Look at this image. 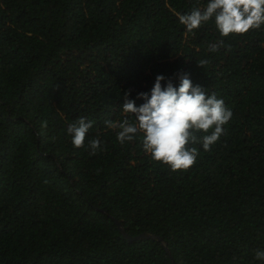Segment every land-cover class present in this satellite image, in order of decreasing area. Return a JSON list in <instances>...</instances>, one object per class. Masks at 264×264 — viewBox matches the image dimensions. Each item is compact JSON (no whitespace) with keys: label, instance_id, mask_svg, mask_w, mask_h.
<instances>
[{"label":"trees","instance_id":"obj_1","mask_svg":"<svg viewBox=\"0 0 264 264\" xmlns=\"http://www.w3.org/2000/svg\"><path fill=\"white\" fill-rule=\"evenodd\" d=\"M204 3L0 0V264H264V26L188 33L177 13ZM183 73L233 116L173 171L106 121ZM80 118L93 128L77 148Z\"/></svg>","mask_w":264,"mask_h":264},{"label":"clouds","instance_id":"obj_2","mask_svg":"<svg viewBox=\"0 0 264 264\" xmlns=\"http://www.w3.org/2000/svg\"><path fill=\"white\" fill-rule=\"evenodd\" d=\"M177 17L188 33L211 20L222 37L246 34L264 26V0H206L190 12L177 13ZM218 47L212 45L211 51H217ZM178 79L176 85L164 75H158L150 92L138 93L137 98L143 103L137 105L136 99L126 94L122 105L124 118L106 121L121 144L139 136L143 150L151 159L173 171L190 169L199 156V150L191 145L200 144L209 150L225 134L224 125L233 116L222 98L194 85L189 74H180ZM92 128L93 122L85 118L70 124L67 133L72 145L85 146ZM201 131L204 135L198 136ZM87 147L95 154L102 150V141L88 139ZM256 259L264 261V250H257Z\"/></svg>","mask_w":264,"mask_h":264},{"label":"water","instance_id":"obj_3","mask_svg":"<svg viewBox=\"0 0 264 264\" xmlns=\"http://www.w3.org/2000/svg\"><path fill=\"white\" fill-rule=\"evenodd\" d=\"M121 232L125 235V237L129 240V241H134V240H137V239H142V238H157L159 240H162V237L161 236H157L155 234H150V233H141L139 235H136V236H132L130 235L129 233L126 232L125 229H123L122 225L120 222H117Z\"/></svg>","mask_w":264,"mask_h":264}]
</instances>
